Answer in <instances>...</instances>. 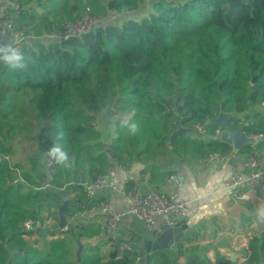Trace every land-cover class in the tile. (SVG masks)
<instances>
[{
  "label": "trees",
  "instance_id": "trees-1",
  "mask_svg": "<svg viewBox=\"0 0 264 264\" xmlns=\"http://www.w3.org/2000/svg\"><path fill=\"white\" fill-rule=\"evenodd\" d=\"M16 1L22 10L9 8L13 27L34 38L11 46L23 57V68L0 62V154L12 153L9 140L19 127L38 132L39 149L29 157L28 169L9 159L0 162V264H135L140 253L117 246L103 253L99 244H84L77 260L69 237L76 244L78 237H95L101 233L98 223L74 222L63 237L46 239L42 246L30 243L21 225L29 217L44 218L45 210L60 221L59 206L66 198V218L85 202L95 205L99 199L88 202L78 183L81 172L94 179L116 163L150 161L142 172L149 173L150 183L160 184L172 169H162L159 155L202 160L215 152L231 153L232 146L219 137L180 135L169 144L181 125L209 117L210 134L243 128L264 135V118L246 124L232 116L223 127L213 123L223 112H246L264 102V0H153L136 16L132 13L146 0ZM87 9L116 16L65 39L44 36ZM101 113L115 117L116 135L109 140L89 125ZM56 145L68 152L71 166L56 163L50 177L44 153ZM256 148L264 156V140ZM55 229L50 235L58 233ZM177 244L174 255L153 251L149 264H181L185 249L181 239ZM215 259L214 264H236L219 251ZM263 259L264 230L250 238L242 264ZM186 264L213 263L193 253Z\"/></svg>",
  "mask_w": 264,
  "mask_h": 264
},
{
  "label": "crops",
  "instance_id": "crops-1",
  "mask_svg": "<svg viewBox=\"0 0 264 264\" xmlns=\"http://www.w3.org/2000/svg\"><path fill=\"white\" fill-rule=\"evenodd\" d=\"M13 40L11 30L0 28V46H11ZM231 113L232 116L240 118L242 122H258L259 118H264V102L252 106L246 112ZM256 114L260 116L256 117ZM102 117H104L102 113L97 115L96 120L99 125ZM99 128L102 130L101 126ZM220 135L221 131L217 137L221 138ZM103 138L109 140L104 134ZM257 143L254 142L248 145L251 146L249 152L244 150L247 146L239 149L232 147L229 155H222L221 158L210 161L208 158L197 160L191 155H187L175 158L174 161L176 162L172 166L169 165L170 162L162 165L163 170H170L178 166L185 171L183 194L188 202V214L184 222L188 226V233L181 239L185 251L179 257V263L186 264L189 257L194 253L196 258L197 256L201 259L209 258L214 264L217 251L231 259L235 258L232 260L236 264H242L245 261L250 238L264 230V219L260 215L261 210L264 209V186L258 189H246L244 191L246 196L240 198L232 197L229 192L224 191L222 182L230 174L245 170V159L256 148ZM150 163V161H136L127 167V171L123 169L121 164L116 163L110 174L119 185L126 186L129 180H137L136 183L142 185L158 186L165 190L170 189L166 178L160 184L150 183L149 178L147 180V173L142 172V169ZM106 196L110 198L116 207L122 210L127 207L126 196L121 193H112ZM100 220L101 215L99 213H89V215L78 219L76 222L99 223ZM120 231L124 236L134 237L137 251L143 256L140 264H147V241L153 235L149 233L145 224L134 216L127 214L121 221ZM50 233L46 232L44 236L48 235L47 237L51 238L53 235H50ZM192 235L193 237L189 239ZM82 243L83 245L99 244L103 253H108L113 248L102 233L90 239H83ZM175 244L176 247L164 250L173 251L176 254L180 247H178L177 242ZM192 248L197 251L192 252ZM241 249L243 252L239 251Z\"/></svg>",
  "mask_w": 264,
  "mask_h": 264
},
{
  "label": "built area",
  "instance_id": "built-area-1",
  "mask_svg": "<svg viewBox=\"0 0 264 264\" xmlns=\"http://www.w3.org/2000/svg\"><path fill=\"white\" fill-rule=\"evenodd\" d=\"M9 8H15L19 12L22 10V5L16 0H0V28L12 31L14 40L11 46L17 48L23 40L34 38V35L27 34L24 28L23 30L14 29ZM115 16L116 13L112 11L96 16L87 9L78 19L68 20L62 28H55L53 32L44 36L47 38L65 39L86 32ZM11 46H0V49L11 48ZM171 110L178 114V110L175 108ZM210 121L212 120L207 117L205 123H196L191 126L195 130L194 135L201 139L204 138V140L217 137L220 131L216 134H210L205 127V124ZM89 125L96 129L99 128L96 119H91ZM246 134L253 138V143L264 140L263 133ZM52 147L54 146L48 147L44 153V163L50 177H52L56 165L55 158L49 155ZM221 156L219 152L211 153L208 156V160L221 158ZM246 158L244 162L245 170L230 174L222 182V189L229 192L232 197L244 198L246 189H258L264 186L263 153L255 148ZM3 159H9L8 155L0 154V162ZM122 167L125 171L128 170L127 166L122 165ZM146 176L148 180L150 177L149 173ZM185 178V171L181 167L175 166L166 177L170 189L165 190L158 186L142 185L140 183H135L131 187L119 185L110 173H101L92 179L84 176L81 172L78 183L81 184L88 202L97 199L99 201L91 207H87V202H85L83 208L70 212L66 224L59 226V234L56 233L51 238L63 237L64 233L70 230L72 223L84 218L89 213H99L101 215V220L98 223L99 228L109 244L117 246L122 251L138 252L134 237L121 234L120 224L122 219L127 214L134 216L145 224L147 230L153 236L161 235L166 228L178 225L186 219L188 214V202L183 194ZM46 185H49V183ZM112 193H121L126 196L127 207L124 210L116 207L110 198L106 196ZM101 195L106 196V198L101 199ZM45 229L46 232H52L54 230L53 221L41 216L29 217L21 225V231L25 238L38 235ZM174 247H176L175 243L171 245V248ZM137 257L135 264H140L143 256L140 254ZM253 264H264V259Z\"/></svg>",
  "mask_w": 264,
  "mask_h": 264
},
{
  "label": "water",
  "instance_id": "water-1",
  "mask_svg": "<svg viewBox=\"0 0 264 264\" xmlns=\"http://www.w3.org/2000/svg\"><path fill=\"white\" fill-rule=\"evenodd\" d=\"M248 2V1H247ZM232 117L231 112H223L219 115V117H216L213 119V123L216 125L223 127L226 125L229 118ZM247 124V122H246ZM195 130L192 127H184L180 126L176 131H174L170 135V141L169 144H172L174 137L180 136V135H194ZM220 139L223 141L228 142L233 148L239 149L244 146H248L253 143V138L249 137L246 132L243 130V128H239L237 130H222ZM137 153H135V158H137ZM70 202V199H65V201L59 206V217H60V225H64L67 222V218L65 215V210L68 207V203ZM42 233H46V229L42 230ZM188 233V226L185 224L184 221L180 222L178 225L173 227H168L164 230V232L161 233V235H156L151 237L147 241V247H146V262L149 264L150 255L153 251L160 250V249H169L173 243L179 242L180 239L184 238ZM78 242V248L76 251L77 260H81V251L83 248V243L77 238ZM235 259V258H232Z\"/></svg>",
  "mask_w": 264,
  "mask_h": 264
},
{
  "label": "rangeland",
  "instance_id": "rangeland-1",
  "mask_svg": "<svg viewBox=\"0 0 264 264\" xmlns=\"http://www.w3.org/2000/svg\"><path fill=\"white\" fill-rule=\"evenodd\" d=\"M152 2H153V0H146L140 6V8L135 13H132V14L135 16L137 14L139 15L140 12H141L140 14H144L143 12H146L149 10ZM27 91H29L30 93L32 92L31 90H27ZM31 120H33V116L31 117ZM114 123H115V117L111 116L109 118H106L104 116L101 118V122H100L99 126H101L103 134L108 139H110L113 135H115ZM104 124H106V125H104ZM37 135H38V132L35 131L34 129H22L20 127L17 129L15 136L11 140H9V144L11 146L12 153L10 155H8V157H9V160L11 161L12 164L19 162L20 164H22V166L25 169L29 168V166H30L29 157L31 155H33L39 149V140H38ZM157 160L161 164H166V163L170 162V164H169L170 166H172L176 162V161L172 160L169 155H165V156L163 155V157L161 155H159ZM42 215L44 216L45 219H50L53 221L54 229L60 223L59 220L55 219L54 216L49 214L46 210L42 213ZM55 230L58 233L60 232V230L57 228ZM66 235H67V237L69 236L68 234H66ZM47 236L48 235L44 236V234H42V236H41L38 233V235H34L33 237H29L28 239H29L30 243L37 242L39 246H42L46 239H50ZM69 242H70L72 251L76 254L78 244H76L73 237H71V236L69 237ZM239 251L243 252L242 249ZM170 252H172L171 254H175V252H173V251H170Z\"/></svg>",
  "mask_w": 264,
  "mask_h": 264
},
{
  "label": "clouds",
  "instance_id": "clouds-1",
  "mask_svg": "<svg viewBox=\"0 0 264 264\" xmlns=\"http://www.w3.org/2000/svg\"><path fill=\"white\" fill-rule=\"evenodd\" d=\"M0 51L5 53L4 55L0 56V62L12 68L21 69L24 67V65L21 63L23 57L18 51L11 48H3L0 49ZM131 131L133 132L137 131V126L135 124L131 125ZM49 155L55 158L57 164L63 165L65 167L71 166L69 162L70 158L68 152L62 150V148L59 145L52 147L50 149ZM260 215L261 218L264 219V209L261 210Z\"/></svg>",
  "mask_w": 264,
  "mask_h": 264
}]
</instances>
